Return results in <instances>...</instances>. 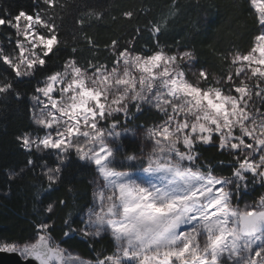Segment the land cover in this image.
I'll return each mask as SVG.
<instances>
[{
    "label": "snow or ice",
    "instance_id": "1",
    "mask_svg": "<svg viewBox=\"0 0 264 264\" xmlns=\"http://www.w3.org/2000/svg\"><path fill=\"white\" fill-rule=\"evenodd\" d=\"M248 3L250 45L222 54V74L211 79L196 67L194 47L181 51L179 42L175 50L159 41L137 50L134 40L114 39L110 65L74 56L61 62L65 19L87 7L75 0H38L32 12L0 9V104L7 111L12 101H28L32 127L17 137L27 164L42 170V192L60 191L68 175L91 170L82 225L74 228L67 212L63 238L106 233L114 244L84 260L52 236L54 220H42L34 240L0 241V253L25 264H264V194L245 199L264 188V0ZM102 18L89 9L76 25ZM189 23L192 33L202 27ZM167 24L149 21L148 30L155 37ZM145 110L158 119L138 124ZM198 145L230 156V174L205 160ZM56 207L45 212L54 215Z\"/></svg>",
    "mask_w": 264,
    "mask_h": 264
},
{
    "label": "trees",
    "instance_id": "2",
    "mask_svg": "<svg viewBox=\"0 0 264 264\" xmlns=\"http://www.w3.org/2000/svg\"><path fill=\"white\" fill-rule=\"evenodd\" d=\"M36 3L38 0H0V9L10 8L13 13L19 9L32 12ZM75 4L87 7L73 8L72 14L65 19L67 32H61V36L67 39L68 47L61 54V62L65 57L74 56L80 63L107 61L110 65L109 46L114 39L120 43L134 40L137 50L145 46L155 48L156 41L165 45L166 50H175L179 42L181 51L186 45L194 47L196 67L207 69L211 79L213 73L222 74L220 56L233 47L246 50L255 29L254 16L247 14L254 12L248 0H75ZM175 6H178L176 16H168ZM89 9L103 12V18L92 22L91 26L86 20L83 28L78 27L76 20L80 13ZM129 10L134 13L131 18L123 15ZM164 19L168 20L166 29L162 27L161 33L154 37L148 30L149 21L162 23ZM195 20H199L202 27L192 33L189 22ZM3 31L0 29V33ZM0 39H4L2 34ZM72 48L76 49L75 53L71 52ZM6 107L4 111L5 105L0 104V241L26 242L36 236V225L42 220H54L51 234L61 246L88 260H94L97 253H110L114 244L106 233L97 238H84L79 233H73L70 239L63 238L67 212L73 213L74 228L82 225L84 211L92 200V171L77 170L66 177L60 191L42 192L41 185L46 188L42 170L32 169L27 164L28 153L17 141L23 131L32 127L28 101L25 98L19 105L12 101ZM157 119L154 110H145L139 114L137 123L150 125ZM197 147L205 160L221 168L223 174H230V156L212 145ZM220 161L223 163H218ZM262 194L264 188L257 185L245 199L256 200ZM60 199L67 200L66 208L59 207ZM50 203L57 205L54 215L45 212Z\"/></svg>",
    "mask_w": 264,
    "mask_h": 264
},
{
    "label": "water",
    "instance_id": "3",
    "mask_svg": "<svg viewBox=\"0 0 264 264\" xmlns=\"http://www.w3.org/2000/svg\"><path fill=\"white\" fill-rule=\"evenodd\" d=\"M0 264H25V262L17 255L0 253ZM32 264H38V262L32 261Z\"/></svg>",
    "mask_w": 264,
    "mask_h": 264
},
{
    "label": "rangeland",
    "instance_id": "4",
    "mask_svg": "<svg viewBox=\"0 0 264 264\" xmlns=\"http://www.w3.org/2000/svg\"><path fill=\"white\" fill-rule=\"evenodd\" d=\"M35 238V237H34ZM34 238L33 239H30V240H28V241H32V240H34ZM19 243H24V242H19ZM68 250H70V249H68ZM70 251H72L73 252V254H78L76 251H74V250H70ZM79 255V254H78ZM82 258V257H81ZM84 259V258H83ZM84 260H88V259H84Z\"/></svg>",
    "mask_w": 264,
    "mask_h": 264
}]
</instances>
